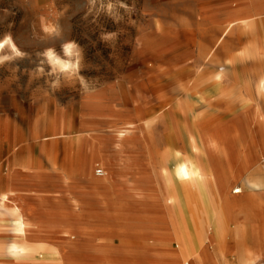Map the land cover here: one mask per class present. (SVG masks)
Instances as JSON below:
<instances>
[{
	"label": "bare ground",
	"instance_id": "1",
	"mask_svg": "<svg viewBox=\"0 0 264 264\" xmlns=\"http://www.w3.org/2000/svg\"><path fill=\"white\" fill-rule=\"evenodd\" d=\"M199 16V34L179 28L146 54L149 75L136 87L142 97L141 103L134 101L136 121L109 108L96 111L106 136H96L86 151L81 146L84 165L64 157L49 178L50 188L34 165L16 167L6 177L0 165V227H8L0 232V264H221L222 259L226 264L230 250L213 246L225 240L231 220L243 225L233 232L240 243L238 262L259 264L264 231L247 227L254 224L255 211L240 209L235 198L242 191L238 180L264 158L256 147V135L264 133L259 106L264 0L199 2ZM218 22L222 32L216 37L211 30ZM245 24L254 34L250 47L233 56L226 47L219 53L225 34ZM195 44L197 54L179 53ZM247 57L263 64L254 81L255 98L231 90L230 71ZM159 122L164 126L160 147H150L144 141ZM67 135L59 131L53 137ZM30 138L43 143L50 137ZM26 139L21 133L12 141L0 139V145L17 150ZM15 157L25 162L22 154ZM96 158L102 159L104 174L91 172ZM127 169L152 176L121 183ZM142 198L178 219L188 210L191 227L175 226L169 233L159 224L167 221L163 214H130L133 199L145 208ZM17 221L22 232L16 231ZM12 244L19 249L15 258L8 252Z\"/></svg>",
	"mask_w": 264,
	"mask_h": 264
},
{
	"label": "rangeland",
	"instance_id": "2",
	"mask_svg": "<svg viewBox=\"0 0 264 264\" xmlns=\"http://www.w3.org/2000/svg\"><path fill=\"white\" fill-rule=\"evenodd\" d=\"M199 2L207 4L213 0H0V42L10 37L22 53L16 55L8 45L0 51V139L12 141L21 133L27 138L17 150L6 149L1 143L2 174L6 177L14 168L25 169L31 164L40 169L50 188L49 178L56 175L57 163L60 165L68 157L77 166L80 162L84 165L83 151L94 144L96 136H106L97 110L109 108L121 118L136 121L134 101H142L136 87L149 75L146 54L152 46L165 42L169 32L188 27L198 33L203 24ZM222 24L215 23L211 34L221 36ZM46 28L54 31H45ZM69 42L76 45L70 56L63 51V45ZM253 42L250 26H234L225 34L219 53L226 47L232 56L237 55ZM49 49L59 59L74 64L75 69L62 71L57 66L54 70L44 55ZM192 52L197 54V44L179 53ZM262 69V63L245 58L241 67L230 71L231 90H241L245 97L255 98L254 81ZM163 127V123H157L144 143L160 147ZM59 131H67L68 135L53 137ZM34 133L50 138L43 143L31 140ZM82 136L84 140L78 141ZM15 152L22 154L25 162L16 160ZM89 165L95 175L104 174L101 158L92 159ZM259 165L262 168L263 163ZM99 169L101 173L97 172ZM125 172L120 181L125 184L152 176L148 172L137 174L132 169ZM140 201L145 208L138 207L133 199L127 208L130 214H163L167 221L159 224L169 233H173L175 226L191 227L188 210L184 209L178 219L173 212L164 214L158 205L150 206L153 203L149 199ZM7 228L0 227V232H7ZM239 245L230 228L225 240L215 243L213 249L227 247L230 252L226 254V264H240ZM222 260L221 264H225ZM258 263L264 264V258H259Z\"/></svg>",
	"mask_w": 264,
	"mask_h": 264
},
{
	"label": "crops",
	"instance_id": "3",
	"mask_svg": "<svg viewBox=\"0 0 264 264\" xmlns=\"http://www.w3.org/2000/svg\"><path fill=\"white\" fill-rule=\"evenodd\" d=\"M259 106L261 107L264 115V102L260 101ZM257 143L256 147L260 153L264 154V133L256 135ZM238 183L241 186L242 191L236 192V202L242 210L255 211V222L249 224L247 227H262L264 231V170L260 165L254 166L250 171L245 173L239 180ZM227 227H231V233L233 240L239 243L234 238L233 232L235 227H243L242 224H237L234 221H230ZM240 244V243H239ZM259 250L262 253L260 258H264V240L259 245Z\"/></svg>",
	"mask_w": 264,
	"mask_h": 264
},
{
	"label": "clouds",
	"instance_id": "4",
	"mask_svg": "<svg viewBox=\"0 0 264 264\" xmlns=\"http://www.w3.org/2000/svg\"><path fill=\"white\" fill-rule=\"evenodd\" d=\"M45 31H54V29L51 28H46ZM5 45H8L12 48V51L16 53V55H22V53L18 52L13 44V41L11 40L10 37H6L2 42H0V49H2ZM76 48V45L74 42H69L63 45V51L65 55H72L73 54V50ZM45 56H47L49 62L53 65V69L55 70V68L58 66L60 68V70H68V69H75V65L74 64H70V63H66L65 61L59 59L55 53V51L53 49H49L44 53ZM6 58V57H5ZM17 229L16 231L18 232H22L24 225L21 224L19 221H17ZM19 251V249L17 248V246L15 244H12L9 249L8 252L11 256H13L14 258L17 255V252Z\"/></svg>",
	"mask_w": 264,
	"mask_h": 264
},
{
	"label": "built area",
	"instance_id": "5",
	"mask_svg": "<svg viewBox=\"0 0 264 264\" xmlns=\"http://www.w3.org/2000/svg\"><path fill=\"white\" fill-rule=\"evenodd\" d=\"M262 163H263V170H264V158L262 159ZM98 173H101V170H97Z\"/></svg>",
	"mask_w": 264,
	"mask_h": 264
}]
</instances>
